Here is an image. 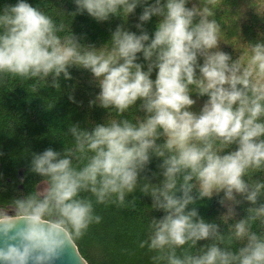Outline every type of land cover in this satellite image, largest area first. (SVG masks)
Here are the masks:
<instances>
[{
	"label": "clouds",
	"instance_id": "9594fccd",
	"mask_svg": "<svg viewBox=\"0 0 264 264\" xmlns=\"http://www.w3.org/2000/svg\"><path fill=\"white\" fill-rule=\"evenodd\" d=\"M74 2L75 15L87 12L97 22L121 12L127 20L145 5L136 25L140 34L117 26L108 54H97L73 33L58 36L63 24L57 27L27 0H17L0 11V74L39 80L51 75L56 87L58 78L71 79L68 69L77 66L100 88L90 104L123 116L139 100L146 115L135 124L113 119L91 132L72 125L74 149L33 153L30 172L47 178V185L38 194L17 197L12 215L0 213V236L13 234V242L0 247V264H55L101 220L90 200L78 198L82 191L98 204L122 205L138 187L150 195L152 208L164 213L152 218L148 240L140 243L157 253L155 264H264V236L251 230L255 221L264 225V202H258L264 199V182L245 180L264 170V40L251 46L250 60L242 66L219 48L220 25L211 7L216 0H199L191 8L190 0ZM153 16L160 20L150 38L143 23ZM140 53L147 71L136 62ZM192 93L208 97L198 114L190 110L196 103ZM161 137L164 143L158 144ZM232 145L237 149L230 150ZM153 156L162 159L163 180L141 187V173ZM73 159L87 163L77 170ZM221 193L224 217L235 218L236 206L244 202L252 205L233 225L229 246H222L218 224L206 222L195 207L189 210ZM200 241L214 242L196 254L177 255ZM233 241L241 243L237 251L230 248Z\"/></svg>",
	"mask_w": 264,
	"mask_h": 264
},
{
	"label": "trees",
	"instance_id": "16d2710c",
	"mask_svg": "<svg viewBox=\"0 0 264 264\" xmlns=\"http://www.w3.org/2000/svg\"><path fill=\"white\" fill-rule=\"evenodd\" d=\"M17 0H0V11L5 4H15ZM33 7L50 16L57 27L64 25V31L57 35L64 36L73 33L80 44L97 49V54H108L111 48V33L117 26L140 34L136 27L139 16L145 5H138L134 13L125 20L123 13L110 15L109 20L97 22L87 12H76L74 0H27ZM149 4L155 0H148ZM164 2V0H162ZM199 5V0H190ZM214 12L212 19L220 25L219 48L229 54L232 60L238 59L242 66H247L251 52L250 48L258 41L264 40V0H216L211 6ZM160 18L153 16L143 23V30L152 38ZM137 63L147 71V62L142 53L138 54ZM199 63L203 59L199 58ZM71 79L61 75L56 87L52 86V76L46 80L24 79L10 74H0V213L12 215V205L17 197L38 194L47 185V178L30 172L33 153H42L52 148L63 153L75 148L74 138L69 133V127L78 125L81 129L91 132L95 125L105 124L107 121L128 119L136 123L138 117L144 118L146 113L140 110L141 101L130 108L123 116L114 110H107L94 101L100 92L92 74L77 66L68 69ZM158 69H154L151 79L155 80ZM197 75L199 73L197 72ZM196 101L190 109L197 114L200 112L207 96L191 94ZM157 143H164L161 137ZM219 142H217V147ZM237 149L232 145L230 150ZM228 151V150H226ZM87 160L73 159V167L79 170L86 165ZM162 159L153 156L147 169L141 173L140 186L148 183L156 186L163 180L159 165ZM146 177L147 179H143ZM250 183L264 182V170L252 173L248 178ZM179 195V193H178ZM193 195H196L195 190ZM223 193L211 200L205 198L189 205V210L195 207L199 215L209 223L219 225V231L224 236V244L229 246L228 237L233 225L247 216L246 209L252 205L244 202L236 206L235 218L222 216L227 209L219 203ZM78 198L88 199L93 204L94 215L101 217L99 223H92L84 236L74 241L80 256L88 264H155L152 257L157 255L147 245L141 248L140 243L148 240L149 225L153 217L159 219L163 211H155L151 204L150 195H145L138 187L135 192L126 196L122 205L111 202L98 204L90 192L82 191ZM242 199V197H237ZM258 202H264L261 199ZM251 230L257 235L264 236V225L255 221ZM214 241H200L195 247L183 246L177 250V255L185 251L196 254L200 246ZM240 242L233 241L232 251H237ZM163 264V262H161Z\"/></svg>",
	"mask_w": 264,
	"mask_h": 264
},
{
	"label": "water",
	"instance_id": "95a60500",
	"mask_svg": "<svg viewBox=\"0 0 264 264\" xmlns=\"http://www.w3.org/2000/svg\"><path fill=\"white\" fill-rule=\"evenodd\" d=\"M10 233L8 236H0V247H6L9 243H12ZM55 264H88L78 253L74 243L66 247L58 260L55 261Z\"/></svg>",
	"mask_w": 264,
	"mask_h": 264
}]
</instances>
